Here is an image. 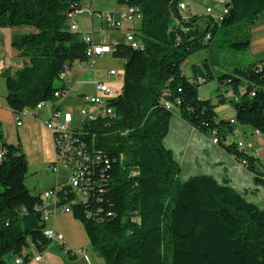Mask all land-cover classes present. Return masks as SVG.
<instances>
[{
	"label": "trees",
	"instance_id": "trees-1",
	"mask_svg": "<svg viewBox=\"0 0 264 264\" xmlns=\"http://www.w3.org/2000/svg\"><path fill=\"white\" fill-rule=\"evenodd\" d=\"M116 2L142 17L129 29L138 48L127 41L112 45V56L125 61L124 84L107 104L114 116L98 115L82 125L92 158L81 185L87 198L63 181L56 206L71 208L106 264H264V208L211 176L181 182V166L164 145L178 111L206 138L218 132L219 146L238 163L246 161L256 182L262 180L260 159L225 140L231 120L264 137V66L249 54L264 0H230L222 21L206 17L203 26L202 17L180 10L182 0ZM79 10L81 0H0V28L28 30L12 40L21 68L3 74L15 115L41 103L62 108L57 103L67 88L61 75L87 62L86 38L71 31L69 16ZM203 50L209 59L203 67L192 66L187 77L183 65ZM225 53L249 60L223 62ZM212 66L226 71L216 77ZM200 79L203 84L216 79V104L199 98ZM228 92L232 98L225 97ZM226 104L234 108V119L217 116L216 109ZM28 175L21 140L11 143L0 122V264L18 258L28 264L30 247L41 254L51 244L41 213L46 200L32 195Z\"/></svg>",
	"mask_w": 264,
	"mask_h": 264
},
{
	"label": "crops",
	"instance_id": "crops-1",
	"mask_svg": "<svg viewBox=\"0 0 264 264\" xmlns=\"http://www.w3.org/2000/svg\"><path fill=\"white\" fill-rule=\"evenodd\" d=\"M124 9V7L119 6V8L117 9L119 15L123 12ZM88 11L95 12L94 14L103 13L96 12L93 9H87V13L89 14L92 21H94V19L97 17H92V15ZM103 14H110L113 16L114 20L117 21L115 19V12H107ZM100 21L102 29L104 31H107L108 35L100 32L98 34L99 40L97 42L94 40L95 31L92 30L89 38H91L93 43L95 44L101 43L102 39L105 37L115 40L116 42L117 40L113 38L110 32L114 30H120L121 25H119L118 29L112 30L106 28L104 22L102 20ZM129 29L130 28H128V31L124 32L125 36L129 32ZM26 31L28 30L25 28H10V30L0 28V122H2L4 133L11 143H13L17 138L21 140L22 146H24V149L26 150L25 154L27 158L29 156L26 149L27 140L29 141L32 138H34L35 140L38 139L39 145L34 148L35 154L33 158H35V160H37L38 162L36 163V165H38V169L42 168L46 164L45 167H43V170L46 169V171H50V169L48 168L49 166H51V164L54 163V142L52 134H50V132L45 128L44 124L47 120L50 119L53 110H46L45 106L41 110H37L36 112H34L32 115L31 113L26 112V115H24L22 118V126L16 127V115L8 107L6 101L7 90L3 74L5 72H9L11 75H14L23 64V59L18 56L17 52L12 47V40L15 35L25 33ZM78 32H80L79 25ZM249 54L250 58L255 61L261 62L262 66H264V14L252 30ZM109 55L112 54H105L101 58H98L97 61L99 59L107 60L109 59ZM75 65L77 66L71 67L62 80V84H64L67 88L65 97L62 99V107L66 98L71 96V93L73 92L76 96H78L76 98H78L85 104L86 97L101 95L96 89L97 84H99V80L96 79L94 73L90 71L96 64L92 68L84 66L83 64ZM110 72L111 70L108 73V80H111L112 78H115L117 76V74L115 76H110ZM103 82L104 81H102L101 84H104ZM70 110L73 111L72 109ZM234 118L235 117H233L232 119ZM188 127L190 126L188 125ZM190 129L192 128L190 127ZM192 131L195 130L192 129ZM242 131L244 133V138H247V140L250 139L251 141H255L258 146L264 147L263 136H261L260 134H255L254 130L246 127H242ZM214 147H216L213 151L214 156L218 157H214L213 160H209L210 162H202V164L199 166V168L202 169V175L200 176H211L219 183L228 185L230 188L243 195L249 201L257 204L261 208H264V192L262 191L264 182L261 179L256 182V176L244 169L232 155L227 153L218 145H214ZM255 149H257V147H255L253 142H248V144L244 146V151L247 153L255 152ZM28 160L30 173L31 164L29 158ZM257 169L260 172L264 171V166L262 165V163L259 164ZM234 171L237 172L236 178L234 177ZM50 172L53 173L52 171ZM60 173H53L55 175V183L49 190L53 189L57 184L63 182L67 178L66 175V178L64 180H60ZM246 173L250 177L247 176ZM27 183L28 182L26 181V185ZM38 183L40 184V179H38ZM30 191L34 196L42 195L43 193L47 192H43L41 189H37V187L30 189ZM45 207L47 210L55 214V216L50 218L47 222V227H53L58 233L63 234L65 243L61 244L58 241L52 242L46 249V251L40 254L39 261H34L32 259L28 264H106L103 259L95 254L83 225L78 220H76L72 214L64 213L59 209L56 210V207L53 204L52 200H46ZM80 250H82V252H79ZM27 252L31 254L36 253L33 247H30ZM10 264L16 263L14 260H12L10 261Z\"/></svg>",
	"mask_w": 264,
	"mask_h": 264
},
{
	"label": "rangeland",
	"instance_id": "rangeland-1",
	"mask_svg": "<svg viewBox=\"0 0 264 264\" xmlns=\"http://www.w3.org/2000/svg\"><path fill=\"white\" fill-rule=\"evenodd\" d=\"M187 6L190 7V11L192 14L198 15L203 18L201 25L205 24V19L208 17L206 13L207 8H211L214 14H218V12L223 7V4L217 2L216 0H182ZM83 11L81 14L76 16L78 21V25L80 28L81 36L85 38H89L90 33L92 30L95 31L94 40L98 42L99 40V33L102 32L106 35L107 31L102 29L101 21L97 18L94 21L91 20L89 14L87 13V9H93L96 12H115V19L120 23L121 28L120 30L111 31V35L117 41L116 43H125V35L124 32L128 31V28H133L136 25H133L128 22L121 21V14L119 15L117 9L119 5L117 4L116 0H81ZM6 30H10L9 27H4ZM120 41V42H119ZM209 59L208 50H203L197 52L190 56L187 62L183 65L184 73L187 77L191 76L190 69L192 66L199 65L203 67V65ZM213 60V57L211 56ZM237 61L238 63L245 64L248 62L249 57L246 55L236 54V53H225L222 55V61ZM124 64L125 61L121 59H115L112 55H109V59L105 60H98L92 71L95 75V78L99 80V84L103 83L108 85L112 90L113 97L116 96L124 84ZM84 66H88V62L83 63ZM75 67L77 65H74ZM214 74L216 77L220 75V73L225 72L226 70L220 68L219 66H212ZM230 70V68H228ZM115 71L117 76L108 80V73L109 71ZM217 87L218 83L215 80L209 81L203 85L199 86V98L202 100H210L212 103H217ZM78 96L75 93H71V96L67 97L64 104H63V111L65 113L67 110L72 109L73 114L78 119L80 118V112L84 109L86 104L80 101ZM62 100L59 101L57 104H61ZM53 104L48 103L46 105V110H53ZM36 108H28L27 112L31 113V115L36 112ZM217 116L219 119H227L230 120L235 117V110L234 108L229 105H223L216 109ZM51 134V133H50ZM18 138L14 140L13 143H17ZM241 141L239 137H230L228 136L225 140V143L234 142L238 143ZM248 142H253L255 147L254 151L256 152V158L260 159V162L264 166V147L258 146L255 141H251L250 139L244 138V144H248ZM39 143L38 139L32 138L31 140H27L26 142V149L28 152V158L30 159V173L27 178V187L29 189H33L37 187V189H41L43 192L49 190L55 183V175L50 171L43 170L45 165L42 168L38 169V165H36L37 160H35L34 148L37 147ZM227 143V144H228ZM53 144V143H52ZM164 145L167 149L171 150L175 156V159L181 166V174L179 179L181 182H185L192 177H197L202 175V169L199 166L202 162H210L209 160H213L214 156L213 151L216 147L211 143V140L203 136L202 134L198 133L197 131H192L188 125L179 117L178 111H174V116L170 123V131L168 136L164 141ZM54 147V146H53ZM24 148V146H23ZM244 149V148H242ZM33 151V153H32ZM26 153V150L24 149ZM33 155V156H32ZM53 155L54 159L53 162H56V153L55 149L53 148ZM27 158V156H26ZM27 161L29 163V160ZM245 173V172H244ZM243 173V175H244ZM247 174V173H246ZM67 172L64 170L60 173V180H64L66 178ZM247 176H249L247 174ZM234 177H237V172L234 171ZM250 177V176H249ZM38 179H40V184L38 183ZM252 182V181H251ZM255 182V181H254ZM39 184V185H38ZM262 187V186H261ZM36 191V190H35ZM262 191L264 192V186L262 187Z\"/></svg>",
	"mask_w": 264,
	"mask_h": 264
},
{
	"label": "built area",
	"instance_id": "built-area-1",
	"mask_svg": "<svg viewBox=\"0 0 264 264\" xmlns=\"http://www.w3.org/2000/svg\"><path fill=\"white\" fill-rule=\"evenodd\" d=\"M217 2L223 4V7L218 12V14H227L229 11V5H227L226 0H216ZM180 10H182L186 14H190V7L185 3L179 4ZM83 9V8H82ZM83 10L76 11L74 14L70 15V19L72 20L71 31L78 32V22L76 16L81 14ZM92 17L96 16L99 20H102L107 24L109 29H114L115 27H119L120 23L115 21L113 16L110 14H94L95 12L88 11ZM206 13L208 17L217 22V14H214L211 8H207ZM121 21L128 22L133 25L138 24L137 10L132 8H125L121 13ZM126 41L132 45L134 48H138L137 41H135L134 36L131 32H128L125 36ZM88 42V46L86 49V57L88 62V67L92 68L98 58H101L105 54H112V45H114L115 40L103 38L101 43L95 44L93 43L91 38H86ZM21 68V66H20ZM69 69L61 75V80L64 79ZM117 73L115 71L110 72V76H115ZM200 84L204 83L203 79L199 80ZM97 91L101 95L89 96L85 98L86 106L80 112V118L74 116L73 111L67 110L65 113H62L63 107L59 111H55L53 107V111L49 120L45 122V128L52 134L54 149L56 153V162L51 164L48 169L55 174H59L61 170L67 172V178L64 180L67 182L74 191L78 194L80 199L86 200L87 194L83 187H81L82 183L85 180L86 171L88 170L90 163L92 162V158L87 155V146L83 142L82 139V125L85 121L94 120L98 115L102 116H114V110L112 108H108L107 104L110 98L113 97L112 90L109 86L105 84H97ZM61 95L59 93L55 94V98L59 99ZM65 97V95H64ZM226 98H232V94L230 92L225 94ZM48 103L39 104L36 109L41 110ZM168 109H173L170 104H166ZM26 115V113L24 114ZM16 115V127L22 126V118L23 116ZM230 125L233 126V130L229 133L230 137H239L241 141L237 143L239 148H244V133L242 131V127H238L237 123L233 121L230 122ZM257 134V132H255ZM259 135V134H257ZM214 145H220V137L218 136V132L213 133L212 138L210 139ZM253 156H256V152H252ZM244 169L247 170V162L243 161L239 163ZM262 180L264 181V175L262 176ZM62 183V182H61ZM61 190L60 183L57 184L53 189L43 193V198L45 200H52L53 204L56 207V210H61L64 213L72 214L71 208L66 205L62 207H57V192ZM41 213L43 216V220L47 223L50 218L54 217L55 214L50 212L43 207L41 209ZM44 236L52 243L54 241H58L61 244L65 243L64 235L58 233L53 227H46L44 231ZM79 252H82L80 250ZM34 261H39L40 254L35 253L32 257ZM16 264H23V260L18 258L15 260Z\"/></svg>",
	"mask_w": 264,
	"mask_h": 264
},
{
	"label": "bare ground",
	"instance_id": "bare-ground-1",
	"mask_svg": "<svg viewBox=\"0 0 264 264\" xmlns=\"http://www.w3.org/2000/svg\"><path fill=\"white\" fill-rule=\"evenodd\" d=\"M226 1H227V5H228L229 2H230V0H226ZM224 15H226V14H217V21H222ZM137 17H138V23H140L142 17H141V15L138 13V11H137ZM231 121H233L234 123H236L234 120H231ZM238 127H240V126L238 125ZM255 132H257V131H255ZM257 134H259V133L257 132Z\"/></svg>",
	"mask_w": 264,
	"mask_h": 264
}]
</instances>
